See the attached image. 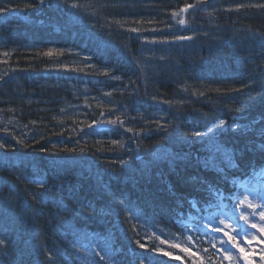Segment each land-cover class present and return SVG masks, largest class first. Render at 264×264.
<instances>
[{"label":"trees","instance_id":"obj_1","mask_svg":"<svg viewBox=\"0 0 264 264\" xmlns=\"http://www.w3.org/2000/svg\"><path fill=\"white\" fill-rule=\"evenodd\" d=\"M261 3L0 0V264H181L159 237L264 173Z\"/></svg>","mask_w":264,"mask_h":264},{"label":"rangeland","instance_id":"obj_2","mask_svg":"<svg viewBox=\"0 0 264 264\" xmlns=\"http://www.w3.org/2000/svg\"><path fill=\"white\" fill-rule=\"evenodd\" d=\"M185 8L173 16L177 28H195L200 25V17L209 16L204 4L187 11ZM179 20L185 24L180 25ZM261 177L263 173L240 183L230 200L205 208L198 222L184 227L180 234L167 239L160 236L164 242L161 247L181 264H200L201 260L203 264H242L243 257L253 260L252 264H264V231H261L264 217L260 215L264 211V178ZM183 248H189L195 255L182 251ZM226 252L230 259L225 258ZM86 264L95 263L88 258Z\"/></svg>","mask_w":264,"mask_h":264},{"label":"snow or ice","instance_id":"obj_3","mask_svg":"<svg viewBox=\"0 0 264 264\" xmlns=\"http://www.w3.org/2000/svg\"><path fill=\"white\" fill-rule=\"evenodd\" d=\"M38 3H39V5H43L45 3V0H38ZM195 6L196 5L189 4V5H187V8H193ZM23 7L25 9H33L34 5L29 3V4L23 5ZM70 7L73 8V9H78L80 7V5L78 3H72L70 5ZM243 7H246V5H244V4L238 5V8H243ZM247 7H256V8L264 9V3L256 4V5H247ZM187 8H185L184 11H187ZM13 10L14 9H11V8H0V13L9 12V11H13ZM178 23L180 25H184L185 21L184 20H179ZM132 31H136V29H132ZM174 39H176V40H185V39H191V37L190 36H176V37H174ZM5 55H7V53H5ZM45 55H51V51H49L48 53H45ZM113 123H115V122H113ZM225 123H226L225 121H220L218 127H222ZM237 127H239V125H237ZM129 131H131V129H129ZM192 134L194 136H196V137H211V136L215 135V129L208 128L207 132L201 133L200 131H195ZM261 135L264 136V132H261ZM18 142H20V141H18ZM6 147H8V145L3 140H0V148H6ZM262 148H264V146H262ZM69 151H74V150L69 149ZM228 155L231 156L232 154L228 153ZM233 162L234 161H230V163H233ZM251 167H252V170L255 172L256 167L254 165L251 166ZM261 167H264V165H261ZM192 179H193V182H196L197 180H199L201 183H206L205 181L202 180V178H192ZM38 183H40L41 186H43V182L42 181H39ZM33 199H36V197L33 196ZM41 199H43V197H41ZM260 215H261V217H264V211H262L260 213ZM252 226L256 227L255 224H253ZM261 231H264V229H261ZM245 234H247V233H245ZM189 239H191V237H189ZM136 243L139 244V241H137ZM4 245H6V240L0 239V246H4ZM73 247H75V245H73ZM140 247H144V246L141 244ZM173 247H180V245H173ZM182 251L188 252V253H190V255H195V253H191L190 252L189 248H183ZM47 255H48V259H49L50 264H54V257L52 255V253H48ZM165 255H170V253H165ZM225 258H228V259L231 258L227 254V252L225 253ZM101 259H103V257H101ZM145 259H148V257L145 256ZM141 264H142V262H141ZM200 264H203L202 260L200 261Z\"/></svg>","mask_w":264,"mask_h":264},{"label":"water","instance_id":"obj_4","mask_svg":"<svg viewBox=\"0 0 264 264\" xmlns=\"http://www.w3.org/2000/svg\"><path fill=\"white\" fill-rule=\"evenodd\" d=\"M242 261L244 264H252V260H250L249 258L243 257Z\"/></svg>","mask_w":264,"mask_h":264}]
</instances>
